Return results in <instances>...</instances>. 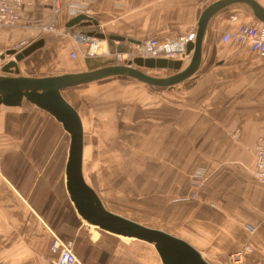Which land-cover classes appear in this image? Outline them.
<instances>
[{
  "label": "crops",
  "instance_id": "obj_1",
  "mask_svg": "<svg viewBox=\"0 0 264 264\" xmlns=\"http://www.w3.org/2000/svg\"><path fill=\"white\" fill-rule=\"evenodd\" d=\"M216 1L98 0L91 5L89 16L105 36L143 42L151 37L195 33L201 14ZM253 1L264 8V0ZM115 3H122V7L115 8ZM19 15L32 27L5 31L9 36H0L1 50L44 39L41 49L18 63L20 75L46 77L101 67V56L84 58L83 47L71 36L90 27L66 28L65 11L58 18L57 34L38 28L49 15L39 0H32L31 7L24 5ZM233 16L236 22L230 20ZM252 18L249 8L242 4L231 5L211 18L197 71L168 91L173 103H157L158 109L150 107L158 113V124H151L156 132L150 133L160 145L157 161L130 165L126 173L134 183L138 181L140 203L132 215L120 216L185 241L210 264L221 262L244 246L252 249L247 263H264V185L251 177L253 145L258 138L264 139V57L245 46L221 41L225 32ZM106 43L112 55L127 53L135 45ZM71 53L76 59L70 58ZM189 61L190 57L182 62V69ZM148 73L160 77L173 74L169 70ZM64 91L63 98L74 108ZM76 111L83 126L80 111ZM56 131L64 132L60 124L34 105L23 102L21 107L0 106L3 264H49L54 236L67 241L73 237L58 233L77 232L74 243L81 225L84 230L94 228L77 215L80 225L63 220L57 228L50 223L54 210L69 202L64 186L68 144L63 142L64 153L57 152L61 143ZM200 168L205 170V181L197 197L190 199L193 190L188 178ZM99 232L106 237L94 232L89 237H78L73 244L82 264H162L152 245Z\"/></svg>",
  "mask_w": 264,
  "mask_h": 264
},
{
  "label": "water",
  "instance_id": "obj_2",
  "mask_svg": "<svg viewBox=\"0 0 264 264\" xmlns=\"http://www.w3.org/2000/svg\"><path fill=\"white\" fill-rule=\"evenodd\" d=\"M242 4L249 8L254 19L264 24V8L253 0H218L201 14L194 41L188 42L186 54L188 65L182 69V61L166 59L135 58L126 64H116L97 69L64 73L46 77L20 75L18 63L44 46V39H38L19 52L8 50L1 56L12 57L0 69V106L21 107L23 102L50 115L69 138L64 166V186L69 202L76 215L85 224L117 237L134 239L152 245L162 264H210L185 241L163 231L149 228L107 210L96 192L86 183L83 175V126L77 111L63 98L62 91L90 85L112 78L133 79L158 88H172L192 76L201 62L202 40L208 22L223 9ZM68 29H85L80 33L113 42H135L120 36H105L97 30L98 23L87 15L70 19ZM150 70H169L166 77L150 75Z\"/></svg>",
  "mask_w": 264,
  "mask_h": 264
},
{
  "label": "rangeland",
  "instance_id": "obj_3",
  "mask_svg": "<svg viewBox=\"0 0 264 264\" xmlns=\"http://www.w3.org/2000/svg\"><path fill=\"white\" fill-rule=\"evenodd\" d=\"M5 31L7 30L0 33L3 38L9 36V32ZM99 56L98 62L102 63L101 67L123 64L122 61L116 60L112 54L102 53ZM111 56L112 58H109ZM107 81L111 82L107 84ZM171 90V88L148 86L133 79L112 78V80L108 79L63 92V95L73 103L74 108L80 111V116L83 119L84 179L96 192L107 210L115 214L130 216L136 211V206H139L140 194L137 192L140 186H138V181L134 183L126 173L129 172L130 165L142 162L150 164L157 161V150L160 145L156 141V136L154 137L150 133L156 132L155 127H152L151 124H158V113L150 107H156L157 103H164L163 105L173 103L174 98L169 96L168 92ZM147 92L149 93L146 94ZM145 104L149 105L148 108H142L145 107ZM171 132L170 129L168 137H171ZM55 133L61 143L57 152L62 154L69 138L65 132L56 131ZM64 141L65 144H63ZM64 203L60 208H56L51 216L50 223L56 224L54 227L59 228L60 222H63L66 217V204ZM80 228L77 230H79L78 237L81 238L89 237L94 232L104 235L94 228L84 230L82 225ZM66 233L58 234L73 238L77 234V232ZM78 237H75V242ZM102 237H106V235ZM73 238L69 239L71 241H67L75 244ZM228 257L229 255L221 262L218 261L217 264H227ZM245 264L252 263L246 262Z\"/></svg>",
  "mask_w": 264,
  "mask_h": 264
},
{
  "label": "built area",
  "instance_id": "obj_4",
  "mask_svg": "<svg viewBox=\"0 0 264 264\" xmlns=\"http://www.w3.org/2000/svg\"><path fill=\"white\" fill-rule=\"evenodd\" d=\"M98 0H39L40 5L48 8L49 15L46 23L39 25L38 28L44 33L58 32V18L65 11L67 21L78 16H89L91 5ZM32 6V0H0V31L14 30L19 27H30L31 24H25L19 15L22 8ZM115 8L122 7V3H115ZM232 22H236V17H231ZM63 34V33H62ZM71 36L85 49L82 56L84 58L97 57L102 53L109 54L106 40L87 36L80 32L71 33ZM195 33H188L182 37H151L138 45H133L132 51L127 53H115L114 57L123 64L132 62L135 58L144 59H166L184 61L189 56L186 54V46L188 42L194 41ZM222 42L233 43L237 46H245L248 51L264 57V24L252 18L247 23H239L231 31L224 33ZM29 44L20 42L7 50L0 49V69L4 63L13 60L12 57L6 56L5 61L1 56L8 50L21 51ZM83 47V48H84ZM101 52V53H100ZM71 59H76V54H70ZM130 58L129 60H126ZM235 134L232 136L235 137ZM253 167L251 171L252 179L259 184L264 185V140L260 137L256 140L253 147ZM205 181V170L197 169L189 178L192 188L190 199L197 197V190L200 189ZM52 256L49 264H82L77 258L73 244L69 241H62L57 236L53 237L50 246ZM252 254V249L248 246L241 250L229 254L227 264H245ZM0 264H3L0 262ZM254 264H264L257 260Z\"/></svg>",
  "mask_w": 264,
  "mask_h": 264
},
{
  "label": "trees",
  "instance_id": "obj_5",
  "mask_svg": "<svg viewBox=\"0 0 264 264\" xmlns=\"http://www.w3.org/2000/svg\"><path fill=\"white\" fill-rule=\"evenodd\" d=\"M66 204V210H65V214H66V217H64V221L67 222H71L75 225H80L81 222L80 220L78 219V217L76 216V213L75 211L73 210L72 206L70 205V203L68 201L65 202Z\"/></svg>",
  "mask_w": 264,
  "mask_h": 264
}]
</instances>
